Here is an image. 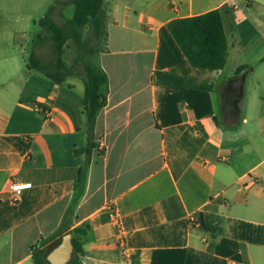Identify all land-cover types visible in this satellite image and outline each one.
Here are the masks:
<instances>
[{
    "label": "crops",
    "instance_id": "1",
    "mask_svg": "<svg viewBox=\"0 0 264 264\" xmlns=\"http://www.w3.org/2000/svg\"><path fill=\"white\" fill-rule=\"evenodd\" d=\"M57 1L69 15L72 3ZM215 9L226 66L194 68L168 24ZM104 10L107 40L91 62L107 103L91 127L81 68L56 84L24 58L21 75L31 24L0 30V264H35L33 248L55 264L75 228L86 230L84 264H264V0H104ZM247 88L260 108L245 114ZM230 95L235 127L216 110ZM14 183L32 184L16 202Z\"/></svg>",
    "mask_w": 264,
    "mask_h": 264
},
{
    "label": "trees",
    "instance_id": "2",
    "mask_svg": "<svg viewBox=\"0 0 264 264\" xmlns=\"http://www.w3.org/2000/svg\"><path fill=\"white\" fill-rule=\"evenodd\" d=\"M71 3L74 7L73 15L66 19L63 26H59L49 17H44L36 22L43 28V33L35 38L34 51L27 60L29 70L44 75L56 84H62L68 76L78 74V69L69 66L64 60L66 43L69 40L75 44L78 50H84L90 55L104 49L105 45L102 49L95 50L84 42L83 29L89 22L92 23L96 39H104L105 43L107 40L104 0H72ZM168 29L192 67L211 71L225 68L228 58V40L220 9L175 19L168 24ZM44 32L51 34L50 39L54 43L56 61L55 68L52 70L48 68L37 52L38 48L49 39L44 35ZM81 63L82 73L86 76L85 113L91 127L107 103L106 96L102 92L107 82V76L91 61L82 58ZM241 71L242 68L238 69L237 73L239 74ZM75 153L78 154V150ZM85 173V168L79 170L73 196L75 204L85 187ZM84 233L86 230L83 228H75L72 233H69L72 236L73 254L68 264H84L81 260L84 251L79 241V235ZM33 260L35 264H49L44 258V252L36 248H33Z\"/></svg>",
    "mask_w": 264,
    "mask_h": 264
},
{
    "label": "rangeland",
    "instance_id": "3",
    "mask_svg": "<svg viewBox=\"0 0 264 264\" xmlns=\"http://www.w3.org/2000/svg\"><path fill=\"white\" fill-rule=\"evenodd\" d=\"M8 5H11L10 7H7L5 10H0V19H7L9 18V21H7V25L5 23L0 22V30H6L13 31L14 29H19L21 27L26 28L28 24H31V31L35 34V37L43 33V28L36 23V25L32 24L29 19L32 17V19L36 20L37 22L44 18L49 17L52 20L56 18L57 21L60 23H64V21L67 19V16H72L73 14V6L70 7L69 15L65 14H59V7H61V4L58 3L57 0H49L44 3L42 0H6ZM72 0H62L63 4H70ZM64 8V7H63ZM12 13V14H11ZM1 21V20H0ZM3 24V25H2ZM64 25V24H63ZM7 32V31H6ZM44 35L49 38L45 43H43L37 50L39 56L41 59L46 63L49 69L55 68V61H56V54H55V48L54 43L50 39L51 34L44 32ZM83 40L88 45V47L94 48L95 50L102 49L105 45L104 39H96L94 29L92 26V23L89 22L85 28L83 29ZM7 43H4V46H6ZM20 56L19 61L21 64L22 72L23 74H28L29 71L26 67L24 58H28L34 51V44L32 42H29L28 44H25L24 46L19 48ZM92 56L90 54H87L84 50H78L75 46V44L69 40L66 43V49L64 54V60L67 62H75L76 65H72L73 68L78 69L81 68V59L84 58L88 61L92 60ZM230 89V90H229ZM234 92V89L232 87H229L227 89V92ZM259 91V90H258ZM256 93L250 88H247V93L245 98L247 100L243 103V110L246 114L247 112H251V109L259 106H252L251 104V94ZM233 95H230L229 98H227V103L221 104L220 98L217 96V105L216 110L220 117V120L222 124L226 127H235L239 124V117H240V110L239 105L236 104L235 99L232 97ZM262 112L264 111V105H261ZM241 127L245 128V125L242 123ZM251 131H254L253 129ZM258 131V130H257ZM69 263V262H68ZM66 263V264H68Z\"/></svg>",
    "mask_w": 264,
    "mask_h": 264
},
{
    "label": "water",
    "instance_id": "4",
    "mask_svg": "<svg viewBox=\"0 0 264 264\" xmlns=\"http://www.w3.org/2000/svg\"><path fill=\"white\" fill-rule=\"evenodd\" d=\"M71 234H67L64 237L63 250L61 256L56 260L55 264H66L68 263L73 254V246L71 243Z\"/></svg>",
    "mask_w": 264,
    "mask_h": 264
},
{
    "label": "built area",
    "instance_id": "5",
    "mask_svg": "<svg viewBox=\"0 0 264 264\" xmlns=\"http://www.w3.org/2000/svg\"><path fill=\"white\" fill-rule=\"evenodd\" d=\"M44 112L51 118V111L50 110H44ZM32 184H25V183H14L10 186L11 190L14 192V201H17V196L21 194V192L27 188H30ZM196 220L194 219V222Z\"/></svg>",
    "mask_w": 264,
    "mask_h": 264
}]
</instances>
